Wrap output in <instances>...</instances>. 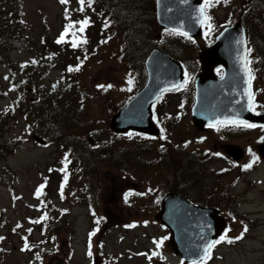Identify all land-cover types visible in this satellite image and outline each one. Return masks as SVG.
<instances>
[{
  "label": "rangeland",
  "instance_id": "374dc122",
  "mask_svg": "<svg viewBox=\"0 0 264 264\" xmlns=\"http://www.w3.org/2000/svg\"><path fill=\"white\" fill-rule=\"evenodd\" d=\"M131 1L145 10L154 7V0ZM247 1H212L207 5L211 19L201 39L194 42L164 32L160 35L153 25L152 31L144 32L145 46L136 50V56H129L125 32L112 18L107 16L110 24L101 27V14H110L117 3L113 0H107L106 5L101 0H92L90 5L67 0V7L61 0H8V5H3L0 12H9L11 21L17 18L26 33V44L9 49L0 58V115L6 113L0 118V144H14L12 151L0 158V164L13 173L8 185L0 184V264H93L95 260L98 264H264V157L258 154L264 127L231 129L234 133L228 141L236 143L226 145L241 149L240 162L230 164L225 158L212 162L213 168L226 169L219 180L242 173L232 186L236 192L232 206L219 210L230 227L205 260L184 263L169 244V230L154 217L160 210L154 200L158 193L129 200L121 192L133 184L142 188L152 183L164 190L166 150L180 144L158 141L191 137L195 128L190 127L189 112L175 122L174 133L165 139L115 136L108 125L136 91L135 75L137 87L143 85V60L155 42L163 43L196 72L200 50L224 25L243 19ZM251 15L247 10V16ZM86 17L88 24L83 28L95 32L96 42L103 36L96 49L89 46L85 51H70L62 44L71 39L70 33L61 43L56 42L66 33V26L71 25L68 30L81 28L78 22ZM260 24L264 27V15ZM246 29L251 36L249 27ZM258 32L264 33L262 29ZM134 33L140 30L132 29L131 35ZM249 42L258 74L254 108L264 112V71L256 66H264V45ZM57 47H62L60 57ZM67 63L73 65L72 71L66 68ZM205 67L204 63V71ZM29 86L33 90L29 91ZM181 93L165 96L159 111L174 114ZM50 99L58 102L60 110L49 102L45 105ZM170 121L171 116L163 125L165 129ZM34 136L47 144H39ZM212 141L205 146L211 148Z\"/></svg>",
  "mask_w": 264,
  "mask_h": 264
},
{
  "label": "water",
  "instance_id": "95a60500",
  "mask_svg": "<svg viewBox=\"0 0 264 264\" xmlns=\"http://www.w3.org/2000/svg\"><path fill=\"white\" fill-rule=\"evenodd\" d=\"M202 1L155 0L157 22L163 28L197 37L201 33V23L205 19V14L202 15L200 11L203 7ZM245 48L244 27L238 21L225 27L215 41L201 52L200 58L206 67L196 78L193 117L197 124L220 120L264 123V113L254 114L248 107L249 96L246 91L249 89L248 75L243 78L240 73L234 74L244 69ZM178 64L159 49H152L145 60L147 84L126 106L113 114L110 128L115 132H125L128 129L148 132L150 127L153 128L148 107L151 100H148L145 107L148 94L153 99L161 89L177 85L181 79ZM217 64H222L225 68L224 76L220 79L211 74V68ZM201 93L213 96L208 99L207 95L205 99L200 100ZM205 101H209L211 107L208 111L202 112L203 108L208 107ZM37 140L41 141L39 138ZM235 148H229L228 153L239 159L242 151ZM258 152L264 157V143L258 145ZM155 217L168 227L169 244L175 255H179L184 262H199L204 259L205 247L217 240L226 225L224 217L218 214V210L192 205L173 193L163 198ZM97 263L98 261H95L93 264Z\"/></svg>",
  "mask_w": 264,
  "mask_h": 264
},
{
  "label": "flooded vegetation",
  "instance_id": "af4514ba",
  "mask_svg": "<svg viewBox=\"0 0 264 264\" xmlns=\"http://www.w3.org/2000/svg\"><path fill=\"white\" fill-rule=\"evenodd\" d=\"M249 49L250 47H248V50ZM247 60L249 61V51L247 54ZM181 63L183 66V81L181 84H183L184 87L179 88V90H170V93L168 94L169 96L182 92L179 101L176 103L177 109L175 112L173 111L174 114L168 115L165 113L164 125L168 124L171 116L170 126H167V129L162 128L155 118L160 131L158 130L157 135L150 138H161L162 134L164 137L162 139L168 138L174 133L173 127L174 125H177L175 122L180 120V118L187 112H189V119L192 122L190 127L195 128V131L192 132L191 137L184 139L181 138V140L176 142L174 140L162 141L159 139V144H180L176 148L170 147L166 150V152L168 151L166 157L167 175L163 191L159 189L160 185L157 183L142 186V188H138L133 184L131 188L122 190V196L124 195L125 197L123 196V198L130 200L133 199L132 197L134 196L147 198V196L156 192L158 195L154 196V200H156V203L160 206L163 197L166 194L173 193L198 207L211 208L218 211L220 209L230 208L236 195L232 186H236L242 173H237L233 177L230 176L227 180H219L217 177L225 174L226 169H220L218 167L213 168L212 162L221 161L224 158L227 159L230 164H237L240 162V159L235 160L227 153L228 145L226 144L236 143L228 141L229 135L234 133L231 129H243L242 127L244 126L237 125L239 126L237 127L228 122L205 124L201 126L195 125L191 117V106L195 101L194 81L195 77L201 72V65L199 61L196 62L199 70L195 72L185 62L182 61ZM213 72L220 76L223 73V69L222 67H216L213 68ZM185 80H187L186 84ZM209 125L213 126L210 127ZM244 130H249V128L244 127ZM210 139H213L214 141L211 148L205 146ZM188 144L193 145L192 147H189ZM175 149L179 152H176ZM241 168L246 170V167ZM154 171L155 175H157L158 169L154 168ZM154 171L151 170V172ZM136 189L138 190L136 191ZM143 207L148 206L143 205Z\"/></svg>",
  "mask_w": 264,
  "mask_h": 264
},
{
  "label": "trees",
  "instance_id": "16d2710c",
  "mask_svg": "<svg viewBox=\"0 0 264 264\" xmlns=\"http://www.w3.org/2000/svg\"><path fill=\"white\" fill-rule=\"evenodd\" d=\"M113 1L117 3L111 9L110 14H103L104 19L101 22V27L104 29L106 28L104 27V24L107 23V21L105 20L107 16H109L110 19L112 18L115 21L116 26L120 25V28H122L125 32V36L128 40L127 48L129 56H136V50H140L142 46H145L146 35L144 34V32H146L147 29H149L148 32L152 31L153 25H156V27H158L154 18V7L152 6L151 10L149 11L145 10L140 3H136L131 0ZM101 2L103 5H106L107 0H101ZM128 2H132V5L128 4ZM62 4L67 7L65 3ZM3 5H8V0H0V11L1 8H5ZM111 5H113L112 2ZM247 10H249V12L252 14L251 16H247ZM6 11L7 8L4 10V12ZM245 11L246 12H243V14L247 19H245V17L243 16L242 20L245 27H249L251 36L248 29L246 30L249 34L250 40L253 41V44L264 45V33L260 34L258 32L260 29H262V31L264 32V27L260 24L262 16L264 15V0H251L249 7ZM8 15L9 12H0V58L3 57L9 49L22 48L26 44V37H24L26 33H23L18 20H16L17 18L15 17L13 18V21H11L8 18ZM90 20L92 21L93 18L90 17L89 21ZM132 29H139L140 33H134L133 35H131ZM69 33L71 35V39L68 41H64L62 44H66L70 51H73L75 53L79 52L80 50L83 51V48H86V46H90L92 48L95 47L103 37L101 35L96 42L93 39L95 37V32L91 30L89 33L88 28H83L82 32L80 31V28L71 29L68 30L64 34V36ZM90 38L92 39V41L90 40ZM74 43L77 45L76 47H73ZM61 50L62 47H57L56 49V53L59 55V57ZM262 52L264 54V49ZM47 94L49 93L47 92ZM44 102L45 105H48L47 102H49V105L51 107L60 110L58 102H56L54 99L45 100ZM1 140L2 138L0 137V141ZM13 147L14 144H0V158H2L4 154L11 152ZM89 153H91V151ZM12 177L13 173L9 170V168L4 164H0V184L8 185L13 180Z\"/></svg>",
  "mask_w": 264,
  "mask_h": 264
},
{
  "label": "snow or ice",
  "instance_id": "6c2138e0",
  "mask_svg": "<svg viewBox=\"0 0 264 264\" xmlns=\"http://www.w3.org/2000/svg\"><path fill=\"white\" fill-rule=\"evenodd\" d=\"M61 2L62 3H66L67 2V0H61ZM85 2H87L88 3V5H90L91 4V2H92V0H80V3L81 4H84ZM215 2L216 3H219L220 2V0H215ZM225 2H226V0H225ZM205 4H207L208 6H211V0H205ZM83 9H81V11H82ZM201 14L203 15V13H204V8L203 7H201ZM211 19V17H208V16H205V20H210ZM78 23H80L81 24V28H80V31L82 32L83 31V27L84 26H86L87 24H88V19H87V17L84 19V20H82V21H79ZM71 27V25H68V26H66V28H65V32H67V30H68V28H70ZM105 27H107V23L105 24ZM209 27H210V25H209ZM64 34L65 33H62L61 34V37L56 41L57 43H61L62 42V40H63V37H64ZM186 35V34H185ZM84 42H86V41H84ZM77 45L74 43L73 44V47H76ZM248 51H250V49L248 50ZM244 60H245V64H244V69H245V71L248 73V77H249V79H248V82H249V85H250V82H251V79L253 78L252 76H251V69H249L248 68V63H250V61H248L247 60V57L245 56L244 57ZM73 69L71 68V66L69 67V71H72ZM129 83H131V80H129ZM187 83V80H185V84ZM98 87H104L103 85H99ZM107 87H111V85H108ZM182 87H184V85L183 84H181V85H178V86H175L174 85V88H175V90H179V88H182ZM167 89H165V91H166ZM246 91H247V93H248V96H249V103H248V107L249 108H252V99H253V96H252V93H251V91L249 90V89H246ZM160 97H157V99H159ZM232 123H236V124H239V125H242V126H244V127H247V128H251V127H255V125L254 124H251V123H248V122H246V121H232ZM210 127L211 126H213V125H209ZM163 131V130H162ZM161 138H164L163 136H161ZM248 166H250V165H248ZM247 167V166H246ZM41 188L43 187V185H41L40 186ZM61 187H63V185H61ZM40 194V191H39V189L37 190V195H39ZM126 196H127V194H126ZM41 219H44V217L42 216L41 217ZM130 227V226H129ZM247 229L245 228V231H246ZM30 231V230H29ZM242 235V234H241ZM240 237H236V239H239ZM224 239V236L222 235L221 237H220V239L219 240H216V241H214V242H212V243H209L206 247H205V249H204V254H205V256H207V254H208V250L213 246V244H215V243H220V241L221 240H223ZM26 247H27V245H26Z\"/></svg>",
  "mask_w": 264,
  "mask_h": 264
}]
</instances>
